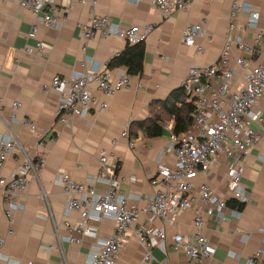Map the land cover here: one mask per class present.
Masks as SVG:
<instances>
[{
	"label": "crops",
	"instance_id": "crops-1",
	"mask_svg": "<svg viewBox=\"0 0 264 264\" xmlns=\"http://www.w3.org/2000/svg\"><path fill=\"white\" fill-rule=\"evenodd\" d=\"M60 2L62 0H55ZM191 7L174 13L164 19L149 0H100L96 12L99 16H109L123 29L132 26L153 25L154 31L145 42V67L140 78L134 77L132 88L108 99L109 109L100 112L103 97L95 91V102L85 119H74L68 127L57 119L59 95L44 87L56 75L70 76L84 70L87 59L89 67L106 69L114 55L125 50L127 43L116 38L96 37L88 43L84 52L82 25L90 19L88 8L72 0L71 9L63 16L58 29L40 27L38 40L44 42L43 56H31L26 48L35 46V40L28 35L35 24L34 16L16 3L0 5V136H15L24 149L33 157L41 150L37 147L38 137L18 123H8L14 102L20 103L17 111L20 120L32 119L39 132H51L46 144L47 161L38 178H32L29 189L22 199L24 208L15 214L14 235H8L6 216L7 205L0 195V241L4 242L2 255L26 264H88L89 253L99 239L113 233L114 222L104 219L94 224L97 237H82L83 245L57 240V235L67 236L68 225L75 223L79 216L68 213L67 197L57 185V177L66 173L78 182H85L100 170L101 150L112 155L108 168L123 181V192L130 195V206H144L154 192L151 182L157 177L160 162L173 164L174 154L171 144L169 122L163 128L162 136L151 138L146 128L130 134L134 122L144 123L150 117V104L154 100H165L174 90L183 86L188 70L194 64L208 66L216 62L222 52L229 30V12L234 0H190ZM251 3L260 13V24H264V0H244ZM248 16L243 15L245 25ZM203 24L206 35L199 39L205 53L196 55V48L181 42V37L189 25ZM246 41L254 44L253 31L245 33ZM237 57L242 56L237 50ZM255 62L259 58L254 59ZM238 69V68H237ZM139 84L143 88H139ZM264 107V102L260 103ZM128 130L137 147L131 149L127 139L120 135ZM120 139L117 146L112 141ZM17 152L7 162L3 175H10L22 161ZM209 173L195 180L197 188L201 183L224 190L227 181L226 160ZM137 182L130 183L129 178ZM243 184L251 194V202L243 207L240 220L221 223L216 217L204 216L205 227L201 231L216 254L207 264H246L254 253L264 249V140L253 151L247 161ZM99 193H106L107 185L97 184ZM219 192V193H220ZM230 202V201H229ZM145 219H141L125 239L118 264H187L185 255L175 249L173 237L177 234L192 235L195 227L194 210L185 211L173 225L156 221L153 226L163 229L166 241L160 248L153 249L155 260L144 261L145 251L141 246L137 230ZM0 264L5 262L0 260Z\"/></svg>",
	"mask_w": 264,
	"mask_h": 264
},
{
	"label": "built area",
	"instance_id": "built-area-1",
	"mask_svg": "<svg viewBox=\"0 0 264 264\" xmlns=\"http://www.w3.org/2000/svg\"><path fill=\"white\" fill-rule=\"evenodd\" d=\"M149 1L164 19L191 7L190 0ZM99 2L78 0L79 4L88 8L90 14L89 21L82 25L84 52L88 43L98 36L116 38L134 45L146 42L154 31L153 25L123 29L109 16L97 14ZM8 3L18 4L34 16L35 24L28 38L36 43L34 47L26 48L25 53L43 56L46 46L37 38L40 27L58 29L63 16L71 9L72 0H0V5ZM244 14L248 16L245 25L241 24ZM260 18V13L251 3L234 0L229 12L228 34L218 60L208 66L194 64L188 70L183 87L194 101L193 126L182 135L171 133L175 161L171 165L158 164L157 177L151 182L154 192L144 206L129 205L130 195L124 194L123 181L108 168L112 153L104 149L101 150L99 172L85 182H78L66 173L57 177L56 183L68 199L67 212H76L79 216L75 223L68 225L67 236L57 235L60 244L83 245V240L75 234L97 237L94 224L111 219L114 222L113 233L98 240L89 253L88 264H118L127 234L141 219H145L139 225L137 235L145 251L144 261H152L155 260L153 249L160 248L167 239L165 231L153 224L159 220L171 226L185 211L194 210L198 232L175 235L173 245L185 255L187 264H207L214 257L216 249L201 232L205 227L204 216L216 217L221 223L242 218L243 207L251 202V194L243 184L247 161L264 140V107L260 106L264 102V24H260ZM247 31L255 34L253 45L246 41ZM205 35L203 24L189 25L182 34L181 42L195 47L196 55H201L205 49L198 41ZM235 50L242 56H235ZM255 58H259V61L255 62ZM91 63L87 59L82 72L70 76L56 75L44 87L47 93H58L57 119L68 127L74 119H85L89 114L95 102L92 86L103 97L99 104L100 112L109 109L108 99L132 88L134 77L125 68H91ZM139 88L142 89L143 85L139 84ZM20 107V103H13L7 121L9 124L18 123L37 135V147L41 152L33 157L15 136H0V195L7 205L8 235H14L15 214L24 208L22 199L28 192L31 179L38 178L47 161L45 149L51 136L49 131L39 132L32 119L20 120L17 114ZM120 139H127L131 149L137 147V141L130 138L128 130L120 135ZM120 139L113 140L112 145L117 146ZM17 152L23 155L22 161L10 175H3L8 160ZM219 157L226 160L227 181L223 188L229 198L223 197L220 190L213 189L207 183L195 187L196 179L221 164ZM129 182L135 184L137 178L130 177ZM97 184L107 185V192L99 193ZM229 201H233L235 206H230ZM3 246L1 240L0 251ZM0 260L5 264H21L1 252ZM26 264L35 263L28 261ZM156 264L168 263L157 261ZM246 264H264V249H258Z\"/></svg>",
	"mask_w": 264,
	"mask_h": 264
},
{
	"label": "trees",
	"instance_id": "trees-1",
	"mask_svg": "<svg viewBox=\"0 0 264 264\" xmlns=\"http://www.w3.org/2000/svg\"><path fill=\"white\" fill-rule=\"evenodd\" d=\"M145 42L139 44H127L125 50L114 57L107 68L123 67L132 77L140 78L145 67ZM195 117L194 101L185 92L182 86L174 90L165 100H154L150 104V117L144 123L134 122L130 126V134L134 135L139 128H146L148 136L156 138L162 136L163 128L169 122H173L171 133L182 135L193 126ZM230 206H235L233 201Z\"/></svg>",
	"mask_w": 264,
	"mask_h": 264
}]
</instances>
